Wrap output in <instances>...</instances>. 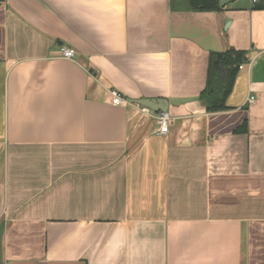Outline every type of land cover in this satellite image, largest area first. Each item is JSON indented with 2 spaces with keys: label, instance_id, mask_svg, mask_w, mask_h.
I'll return each instance as SVG.
<instances>
[{
  "label": "crops",
  "instance_id": "0c3cea01",
  "mask_svg": "<svg viewBox=\"0 0 264 264\" xmlns=\"http://www.w3.org/2000/svg\"><path fill=\"white\" fill-rule=\"evenodd\" d=\"M229 48L246 61L210 112ZM140 98L167 101V134ZM0 264H264V9L0 3Z\"/></svg>",
  "mask_w": 264,
  "mask_h": 264
},
{
  "label": "trees",
  "instance_id": "16d2710c",
  "mask_svg": "<svg viewBox=\"0 0 264 264\" xmlns=\"http://www.w3.org/2000/svg\"><path fill=\"white\" fill-rule=\"evenodd\" d=\"M5 0H0V3ZM194 11H219V0H188ZM255 9H264V0L253 3ZM246 61L245 53L229 48L221 53L211 52L207 68V79L199 99L206 105L207 111L215 112L227 109L225 100L230 93L240 65Z\"/></svg>",
  "mask_w": 264,
  "mask_h": 264
},
{
  "label": "built area",
  "instance_id": "2783aa9c",
  "mask_svg": "<svg viewBox=\"0 0 264 264\" xmlns=\"http://www.w3.org/2000/svg\"><path fill=\"white\" fill-rule=\"evenodd\" d=\"M255 1L256 0H252L253 3ZM59 54L63 58L72 59L75 56V51L71 47H68L66 45H60ZM110 95H111V103L114 105H119L125 102V100L120 95V93L115 89H110ZM250 100H253V97H250ZM142 110L148 113L150 111V108L146 106H142ZM156 120H157V132L162 135L167 134L169 132V121H170L169 114L166 111L158 112L156 116Z\"/></svg>",
  "mask_w": 264,
  "mask_h": 264
},
{
  "label": "water",
  "instance_id": "95a60500",
  "mask_svg": "<svg viewBox=\"0 0 264 264\" xmlns=\"http://www.w3.org/2000/svg\"><path fill=\"white\" fill-rule=\"evenodd\" d=\"M232 0H219L220 6L225 5L226 3ZM79 35H76L73 38H63L64 40L70 42L77 49H81L80 45L85 43H93L94 40L86 33L81 30H77ZM100 47V46H99ZM101 48V47H100ZM137 103L150 108L154 112L167 111V101L161 98H140L135 100Z\"/></svg>",
  "mask_w": 264,
  "mask_h": 264
}]
</instances>
